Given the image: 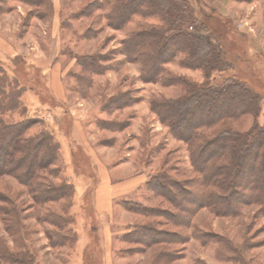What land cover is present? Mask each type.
Listing matches in <instances>:
<instances>
[{
	"label": "rangeland",
	"instance_id": "obj_1",
	"mask_svg": "<svg viewBox=\"0 0 264 264\" xmlns=\"http://www.w3.org/2000/svg\"><path fill=\"white\" fill-rule=\"evenodd\" d=\"M117 1L0 0V67L26 106L3 118L29 126L15 138L12 156H30L25 142L43 128L59 145L54 161L42 156L33 178L19 177L27 170L25 159L14 173L0 175V245L14 256L0 264H22L23 252L35 264H264V208L234 197L224 203L226 214L192 208L190 180L198 174L190 151L154 108L185 98L188 82L215 85L229 73L246 81L242 96L250 103L252 95L260 98L259 113L225 118L204 133H245L257 120L264 124V0L187 3L202 23L189 26L190 32L222 44L215 65L222 70L208 74L181 53L161 64L157 81L124 49L131 33L161 26L162 17L135 13L124 27L111 25L106 14ZM203 22H218V35ZM201 53L206 55L202 47ZM223 95L217 103L237 111L238 96ZM213 102L205 101L211 105L207 112L190 108L181 123L206 121L217 111ZM101 168L108 175V196L116 192L110 213L97 207ZM158 181L167 188H157ZM174 181L179 188L170 186ZM183 208H192L191 214ZM142 226L157 236L180 237L148 244L149 237H139ZM164 252L172 256L164 258Z\"/></svg>",
	"mask_w": 264,
	"mask_h": 264
},
{
	"label": "trees",
	"instance_id": "obj_2",
	"mask_svg": "<svg viewBox=\"0 0 264 264\" xmlns=\"http://www.w3.org/2000/svg\"><path fill=\"white\" fill-rule=\"evenodd\" d=\"M177 1L181 5L178 3L175 5L174 0H119L112 5L110 12L106 14L111 25L117 27H124L135 13L160 15L162 17L163 24L161 26H152L131 33L124 49V53L129 58L141 63L143 72L156 76V81L162 80L163 77V75H160L164 71L161 64L172 57L176 58L181 53H189L191 59L194 58V60L200 62L199 67L208 74L218 69L219 67L215 65L222 60L221 43H215L212 38L204 39L189 30V26L202 24L200 17L196 16L195 11L187 5V3L191 5L193 0ZM206 23L203 22V27L210 30L212 35L217 36V29L220 26L218 22H214L215 25L212 23H207V25ZM153 44H155L154 47ZM163 45H166L165 51L160 52ZM201 47L206 55L201 53ZM225 63L226 65L230 64L228 61ZM7 77L0 67V175L14 173L20 166L21 161L25 159L28 167L26 172L19 177L33 178L35 170L37 171L42 165V156L47 153L45 157L50 156L54 161L59 155V145L53 134L43 128L35 137L32 136L25 142V146H30L32 151L30 156H12L11 149L17 150L18 148V146L13 145L15 138L24 134L25 129L29 126L23 127L24 122L21 121L16 122L15 120L10 124L4 121L3 116L5 113L22 110L26 107L22 103L18 91L13 88L10 90L9 87L11 86L8 85L9 78ZM14 82L18 87L17 81ZM244 86H247V83L243 79L236 75L229 73L225 75L223 73L219 83L215 85L207 83L199 86L188 82L185 85L188 95L186 94L185 98L172 105L164 104L163 109L160 104L155 103L154 108L162 122L169 126L176 138L187 144L190 151V161L198 174L196 178L190 180V186L194 188L189 196L192 204L195 205L192 208L208 207L215 213L226 214L224 203L229 202L231 197L240 201L239 204L258 202L264 208V124L257 120L253 128L245 133L234 132L230 129L217 130V132H213L214 137H210L212 134L207 136L203 131V129L220 124L228 117L239 119L248 112L255 116L259 113L260 98L257 95H252L253 103H250L242 96L246 93L244 92L246 91ZM222 94L225 95V98L232 95L238 96L237 111L234 110L233 112L229 107V109H224L222 104L217 103L218 100L216 99L220 98ZM207 100L214 101L213 105L217 110L209 115V119H206V121L199 119L197 123L192 122L187 125L181 123L188 114H192L189 113L190 108L198 107L200 111L207 112L211 107L210 104L205 103ZM180 107H183V109L179 110ZM220 109L222 110L220 111ZM170 111H175V113H170ZM14 127L19 128L21 132L13 130ZM161 179L172 183L165 177L164 179L161 177ZM164 183L158 181L156 187L164 190L168 186V184L165 186ZM174 183L169 185L171 187L174 185L177 188L181 185L175 181ZM234 187L242 188L243 192L234 189ZM246 194L247 198L245 197ZM177 205L181 204L177 203ZM192 208H183V213L191 214ZM55 221L63 227L66 224L60 218ZM178 224L182 227H188L183 218H179ZM149 229V227L142 226L139 234L141 238H150L148 244L157 242L173 243L180 237L176 233L172 235V238L170 235L157 236V232L154 234V230ZM149 234L154 236H148ZM29 250L27 251L29 252ZM23 254L19 256L22 264H35L33 259L27 258V254ZM170 256L172 254L163 253L164 258ZM13 258L14 256L0 245V262H12Z\"/></svg>",
	"mask_w": 264,
	"mask_h": 264
},
{
	"label": "crops",
	"instance_id": "obj_3",
	"mask_svg": "<svg viewBox=\"0 0 264 264\" xmlns=\"http://www.w3.org/2000/svg\"><path fill=\"white\" fill-rule=\"evenodd\" d=\"M101 171H102V176H103V179H104V183L98 188V191H97V198H96L97 207L99 209H101L102 213L103 212L110 213L111 207H112V199L115 197L116 192H113V194L108 196V192H109V186L107 184L108 175H107V173L105 171L102 170V168H101ZM141 179L142 178L140 177L139 178V180H140L139 184L140 185H145L144 184L145 181L144 180L141 181Z\"/></svg>",
	"mask_w": 264,
	"mask_h": 264
}]
</instances>
